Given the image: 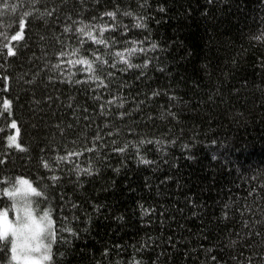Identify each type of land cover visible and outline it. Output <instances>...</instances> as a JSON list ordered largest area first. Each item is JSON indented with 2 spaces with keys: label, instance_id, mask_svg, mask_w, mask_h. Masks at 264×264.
I'll return each instance as SVG.
<instances>
[{
  "label": "trees",
  "instance_id": "16d2710c",
  "mask_svg": "<svg viewBox=\"0 0 264 264\" xmlns=\"http://www.w3.org/2000/svg\"><path fill=\"white\" fill-rule=\"evenodd\" d=\"M15 189L46 264H264V0H0Z\"/></svg>",
  "mask_w": 264,
  "mask_h": 264
},
{
  "label": "snow or ice",
  "instance_id": "6c2138e0",
  "mask_svg": "<svg viewBox=\"0 0 264 264\" xmlns=\"http://www.w3.org/2000/svg\"><path fill=\"white\" fill-rule=\"evenodd\" d=\"M105 15L110 16L115 18L116 12H107ZM125 15H131V13H125ZM137 27H141L142 25L137 24ZM25 27L24 22L20 23V28L23 29ZM83 31V29H81ZM20 35L17 34L12 37V39H20ZM153 49L156 48V45H152ZM133 52L136 51V49H132ZM8 55H15L14 51L9 48L8 49ZM118 55H121L118 53ZM82 63H88V61H81ZM127 63V61H125ZM131 67V65H129ZM141 67H147V63L141 65ZM4 108L5 110L10 109V104L5 101L4 102ZM12 127L15 128L16 125L13 122ZM18 135V133H17ZM9 146L10 147H17L19 150H23L20 148V145L17 143V136H12L9 137ZM120 151H123V149H120ZM63 159V158H62ZM141 163L144 164H149L151 161L141 159ZM47 166V165H46ZM89 175H91L90 170H85ZM53 179H57L56 177H53ZM21 185H26L27 190L31 192L33 195H41L40 192H37L36 189L32 188L31 185L28 184L27 181L21 180L19 181ZM20 189H15L12 191L5 190V195L9 196L10 199H14L15 196L18 194ZM8 214L7 212L0 213V242H4L7 244H10L11 247V253H12V259L16 260L17 259V252L21 247H27L28 242L33 241V240H38V237L40 234L45 230L41 229L36 225L35 220L33 219L31 212L25 211L24 219L23 221L18 220L15 225H13L7 218ZM42 221H47L46 228L50 229L51 228V221L48 219V214L45 213L44 217H42ZM71 231V229H69ZM51 235V233H50ZM11 237V239H9ZM44 248V255L43 259L48 260L51 258V252H50V245H39ZM38 250V248H37Z\"/></svg>",
  "mask_w": 264,
  "mask_h": 264
},
{
  "label": "rangeland",
  "instance_id": "374dc122",
  "mask_svg": "<svg viewBox=\"0 0 264 264\" xmlns=\"http://www.w3.org/2000/svg\"><path fill=\"white\" fill-rule=\"evenodd\" d=\"M14 129H15V132L13 133L12 136H16L17 135L16 127ZM22 180L27 181L26 179H22ZM24 193H25V195L27 194L28 196H30V192L27 190V186H26V192H22V194H24ZM22 194H20L18 192V194L15 196L14 205H13L14 211H13L12 214L11 213L9 214V216L11 218L7 217L8 220L13 225H15L18 220L23 221L26 210L29 211V212L31 211L30 210L31 207L29 205L28 199ZM10 200H11V203H12V199H10ZM3 212H5V211H2L0 213H3ZM37 212H38V215H39V217L41 219H42V217H44L45 213H47L48 214V219L50 220L49 212L45 208L43 209V208L37 207ZM45 222L47 223V221H45ZM40 225L41 224H38L37 226L39 227ZM39 228L44 229L43 227H39ZM9 239H11V237H9ZM39 245H48V243H47V241L45 239V231H43L40 234L38 240L30 241V242H28L27 247H21L18 250V252H17V260L19 261V264H46V263H44L46 260L43 259L44 248L42 246H39ZM37 248H38V250H37ZM14 263H16V262L14 261Z\"/></svg>",
  "mask_w": 264,
  "mask_h": 264
}]
</instances>
